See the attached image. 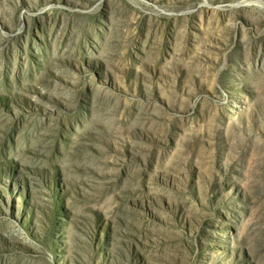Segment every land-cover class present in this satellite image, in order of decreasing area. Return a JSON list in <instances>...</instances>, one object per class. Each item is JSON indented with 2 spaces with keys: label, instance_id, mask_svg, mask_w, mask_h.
Instances as JSON below:
<instances>
[{
  "label": "rangeland",
  "instance_id": "rangeland-1",
  "mask_svg": "<svg viewBox=\"0 0 264 264\" xmlns=\"http://www.w3.org/2000/svg\"><path fill=\"white\" fill-rule=\"evenodd\" d=\"M0 264H264V0H0Z\"/></svg>",
  "mask_w": 264,
  "mask_h": 264
}]
</instances>
